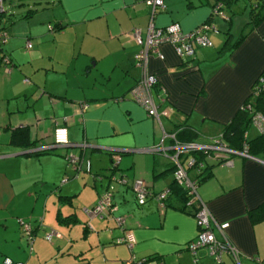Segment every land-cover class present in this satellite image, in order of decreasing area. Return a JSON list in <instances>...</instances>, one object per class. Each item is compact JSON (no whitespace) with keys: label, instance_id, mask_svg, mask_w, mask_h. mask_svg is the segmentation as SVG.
I'll return each instance as SVG.
<instances>
[{"label":"crops","instance_id":"crops-1","mask_svg":"<svg viewBox=\"0 0 264 264\" xmlns=\"http://www.w3.org/2000/svg\"><path fill=\"white\" fill-rule=\"evenodd\" d=\"M162 1L154 25L176 22L188 30L209 21L215 27L207 32L211 44L178 56L161 42L162 58L148 52L144 65L137 64L142 46L130 30L137 27L144 36L150 12L143 0H45L20 14L26 22H4L0 264L3 256L22 264L215 263L206 247L194 253L186 248L196 220L178 193L170 190L161 210L152 196L138 203L130 183L142 178L155 193L173 184L172 139L163 138V130L185 124L199 131L194 140L206 142L233 115L264 67V11L251 25L256 0H222L223 15H210L216 0ZM241 31L239 42L219 51L225 34L233 42ZM144 72L156 77L158 87L150 86V95L159 120L129 93ZM57 124L65 125L70 143L87 145L49 147ZM16 128L25 129L29 144L11 138ZM258 131L250 123L245 135ZM161 144L166 148H158ZM40 148L49 149L34 152ZM112 148L121 149L117 165L125 178L107 185ZM70 152L89 160L87 174L67 166L63 154ZM202 168L210 174L197 183V194L217 220L228 222L224 232L239 250V263L264 264V219L251 222L248 214L264 199V148L252 157L234 154L229 163L210 157ZM187 172L194 176L197 170ZM106 189L110 210L102 217L87 215L84 209ZM51 227L57 234L45 240ZM124 235L128 242L115 241ZM220 260L236 264L227 253Z\"/></svg>","mask_w":264,"mask_h":264},{"label":"built area","instance_id":"built-area-1","mask_svg":"<svg viewBox=\"0 0 264 264\" xmlns=\"http://www.w3.org/2000/svg\"><path fill=\"white\" fill-rule=\"evenodd\" d=\"M143 1L149 8L150 12V18L144 30V36L140 35V29L137 27L130 30V35L134 41L142 46L135 54L137 64L144 65L148 52H152L158 58H162L163 55L159 49V44L161 42H168L178 56L191 55L193 54L196 46H206L211 44L207 32L210 29L215 28L213 23L203 21L188 30H182L176 22H171L164 26H156L153 23V16L157 10L163 7V1ZM221 4L222 3L219 0L214 2L212 9L215 14L223 15V11L220 8ZM3 8V0H0V20ZM4 37L5 31L0 24V42L4 40ZM26 46H30L29 40H27ZM257 79L260 82L262 80V76H257ZM153 82H156L155 75L150 72H144L136 83L131 86L129 93L133 100L144 107L147 114L159 120V113L157 112L156 106L150 95V86ZM79 105L85 106L86 103L81 101ZM162 113V115H167L166 110H163ZM251 123L255 124L259 131L264 130V117L261 114L255 113L252 116ZM175 133L176 128H173L170 131L163 130L162 137L172 139V144L170 145L172 152L169 154L173 163V168L171 170L172 180L181 186L185 193V207L193 210V216L196 220V233L194 237L186 243V248L190 253H194L196 247L204 246L215 260H220L221 254L227 253L234 259L236 264H240L239 250L224 232L228 222L217 220L211 214L204 201H202L198 196L196 191V180L188 174L187 167L192 166L200 168L202 164L200 161H195L192 155H190L189 152L192 150H202L205 154H207L208 158L212 157L216 159L224 157L221 161L222 163L230 162V154H238L246 157H252L253 155L246 152V147H243L242 149H233L229 147L225 144L219 133L210 137L206 142L197 140H178L175 138ZM69 143L70 142L67 140L65 125H55L52 130V144L61 146ZM158 148H166V146L161 144L158 145ZM110 150L112 151L110 159L112 161H116L119 158V152L113 149ZM64 156L67 163L71 167L86 171L89 170V160L84 159L83 156L71 152L67 154L65 153ZM184 160L187 162L186 165L184 164ZM121 180L123 181L124 179L121 178ZM130 186L134 190V196L137 201L142 202L147 197L152 196L158 200L161 210L165 207L163 199L169 192L168 188H164L156 193L151 192L144 180L138 177L132 179ZM192 206L194 207L192 208ZM110 208L111 194L110 191L106 189L103 193L99 194L96 202L92 206L85 208L84 210L89 216L96 215L102 217L106 215ZM115 219L118 224L122 220L120 216H117ZM23 226L25 228V232L31 234L29 224L27 222H23ZM55 234H57V232L54 229H48L44 232L43 237L50 240L52 235ZM129 240L130 237L128 235L117 236L115 238L116 242H128ZM131 261H133V259H131ZM1 264H21V262L13 261L10 257L3 256Z\"/></svg>","mask_w":264,"mask_h":264},{"label":"trees","instance_id":"trees-1","mask_svg":"<svg viewBox=\"0 0 264 264\" xmlns=\"http://www.w3.org/2000/svg\"><path fill=\"white\" fill-rule=\"evenodd\" d=\"M221 3H222V0H221ZM220 8L222 9V4ZM4 10L5 9L3 8V12ZM263 11H264V0H256L254 3H252L249 23L253 25L255 20L259 18V15L262 14ZM249 23L247 22L246 25H248ZM0 24L2 28L5 27L3 22H1ZM228 35L229 33L225 34V37L219 48V51H222L224 49H230L233 45H235L237 42L240 41V39L244 35V32L241 31L233 42L229 41ZM259 75L262 76V80L259 82L258 79L255 78V80L251 84V88L246 98L243 100L240 106L236 109L233 115L229 118V120L223 124L222 128L218 132L220 134V137L225 142V144H227L229 147L233 149H242L243 147H246V152L253 156H255L258 152L262 151L264 148V134L262 130L258 131L256 134L249 136V137L245 135V131L250 125L252 116L255 113H259L264 117V67ZM157 85H158L157 82H153L151 86L156 88L158 87ZM198 132H199L198 130L193 129L188 125L180 124L179 126L176 127L175 138L178 140H194L193 138L198 135ZM11 138L19 139L20 143L29 144V141L27 140V134L24 128L13 129L11 133ZM48 149L49 148H40V149L34 150V152H42ZM107 152L108 154H111L112 151L107 150ZM189 153L190 155H192L195 161L197 160L202 163L200 168H196L197 170L196 175L191 176L192 178L196 180V183H198L199 180L209 176L210 174V169H207L205 171V169L202 168L203 163L208 159V157H207V154H205L202 150H192ZM63 155H65V153ZM231 156L232 155L230 154V157ZM223 158L224 157L216 158L215 161L221 162ZM189 167H192V166H189ZM172 183L173 184L167 187L168 190L178 193V195L181 196V198H183L182 207L185 208L184 191L182 190L181 186L176 184L174 181ZM166 196L163 199L164 206L166 205L165 203L167 199ZM145 200L146 199H144L142 202H144ZM137 202L141 203L139 201ZM193 207L194 206H192V208ZM187 211L193 215V210L191 208H188ZM248 214H249V218L251 222H257V221L264 219V199L260 201L258 204H256L255 206L249 208ZM13 261H18V260H13ZM214 264H224V263L222 262V260H215Z\"/></svg>","mask_w":264,"mask_h":264},{"label":"rangeland","instance_id":"rangeland-1","mask_svg":"<svg viewBox=\"0 0 264 264\" xmlns=\"http://www.w3.org/2000/svg\"><path fill=\"white\" fill-rule=\"evenodd\" d=\"M16 1L17 0H3V5H4V12L2 13V15H1V22H3V24H4V22H6V20H15V19H18L17 21H15L14 23H16V22H18V21H22V19L20 18L21 16H20V14L21 13H23L25 10H26V8L28 7V6H30V7H34V6H36V7H41L43 4H44V2H45V0H24L23 2H24V4H16ZM40 3V4H39ZM29 4V5H28ZM38 5V6H37ZM226 9V8H225ZM227 10V9H226ZM22 22H26V19H23V21ZM5 28V27H4ZM15 30L16 31H22L23 30V27L22 28H19L17 25H15ZM5 32H7L6 31V29L4 30ZM211 39V38H210ZM58 148V147H57ZM63 151V150H62ZM64 160H66V159H64ZM65 163L67 164V166L68 167H71L68 163H67V161H65ZM72 168V167H71ZM76 172H81V174H87V172L88 171H86V170H83V169H80V170H78V171H76ZM135 177V176H134ZM133 177V178H134ZM125 178V177H124ZM62 179H59V181L57 182V185H60L61 184V181ZM132 180V179H131ZM131 188V187H130ZM132 189V188H131ZM132 192H133V194H134V190L132 189ZM99 217V216H98ZM52 229H54L53 227H51ZM24 236V235H23ZM44 238V237H43ZM46 240V239H45ZM207 253H208V250H207ZM89 256V255H88ZM213 257V256H212Z\"/></svg>","mask_w":264,"mask_h":264},{"label":"water","instance_id":"water-1","mask_svg":"<svg viewBox=\"0 0 264 264\" xmlns=\"http://www.w3.org/2000/svg\"><path fill=\"white\" fill-rule=\"evenodd\" d=\"M214 4V3H213ZM212 4V6H213ZM214 13L212 7L210 8V15ZM72 145H79V146H86L87 144L85 142H80V143H69V144H65V145H61V146H72ZM55 146H59V145H56V144H51L50 147H55ZM113 150H116L119 152H121V149H118V148H112ZM109 165H108V172L106 174V178H107V185L110 183V181H118V182H122L121 178H124V175L118 171V161H119V158L116 160V161H112L111 159L109 160ZM117 171V173H116ZM105 176V175H104Z\"/></svg>","mask_w":264,"mask_h":264}]
</instances>
